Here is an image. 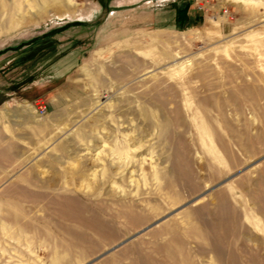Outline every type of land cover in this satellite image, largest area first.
I'll use <instances>...</instances> for the list:
<instances>
[{
    "label": "rangeland",
    "instance_id": "rangeland-1",
    "mask_svg": "<svg viewBox=\"0 0 264 264\" xmlns=\"http://www.w3.org/2000/svg\"><path fill=\"white\" fill-rule=\"evenodd\" d=\"M0 264H264V0H0Z\"/></svg>",
    "mask_w": 264,
    "mask_h": 264
},
{
    "label": "bare ground",
    "instance_id": "bare-ground-1",
    "mask_svg": "<svg viewBox=\"0 0 264 264\" xmlns=\"http://www.w3.org/2000/svg\"><path fill=\"white\" fill-rule=\"evenodd\" d=\"M59 1H62V0H59ZM61 5H62V4H61ZM60 7H62V6H59V10H60ZM24 107L27 108V107H28V104H25ZM130 213H131L130 215H127V214H126V216L124 215L125 217H123V219L126 218V220H129V221L133 220L131 216H132V215L134 216V214H132V211H131ZM111 216H112V215H111ZM121 217H122V216H121ZM116 218H117V216H116Z\"/></svg>",
    "mask_w": 264,
    "mask_h": 264
}]
</instances>
